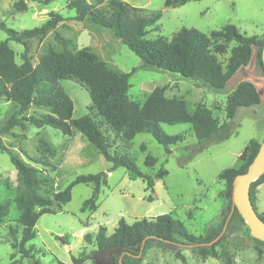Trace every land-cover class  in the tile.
<instances>
[{"label": "rangeland", "instance_id": "rangeland-1", "mask_svg": "<svg viewBox=\"0 0 264 264\" xmlns=\"http://www.w3.org/2000/svg\"><path fill=\"white\" fill-rule=\"evenodd\" d=\"M18 1L24 2L25 10L18 12L14 8ZM70 1L51 0L45 4L43 0H0V23L4 28L20 32L41 26L49 12H58L65 21L56 27L55 32L71 41L69 49L88 48L116 74L136 69L129 78L127 97L140 105L155 87L165 85V97L182 98L189 112L201 104L222 123L225 121L227 100L243 81L254 84L260 103L237 110L236 135L194 153L197 141L189 124L160 125L162 133L169 139L166 149L146 133L137 134L127 142L99 117L84 87L73 80L61 81L62 91L73 103L72 119L91 113L107 137L112 152L131 158L143 174L153 177L163 168L168 175L155 179L154 191L150 193L146 191L143 179H129L125 168L112 169L111 164L77 130H73L71 136H65L54 128H36L23 121L24 129L14 127L0 138L5 147L52 180L53 184L40 190L41 195L53 199L55 193L63 191L79 175H106V185L100 186L94 212L80 211L82 203L92 194L93 186L90 184L74 186L65 205L60 206L53 201L49 208L53 214H44L37 220L35 238L27 244L34 245L37 250L34 260L39 264H57L58 261L73 264L72 257L83 254L93 259L87 264H115L113 255L117 254V250L97 252L93 244L83 240V235L94 233L99 227H104L110 235L120 218L131 224L141 218L171 214L188 233L205 236L210 228L221 224L231 208V198L225 193V182L220 179V173L226 169L239 170L243 164L241 154L249 141L261 143L264 139V74L255 58V50H252L248 61L239 66L223 90L213 91L171 73L142 68L141 60L110 30L99 28L87 19L74 21L75 12L66 7ZM122 1L141 9L143 13L159 16L155 26L148 29V39L169 40L181 28H193L209 37L211 31L222 30L226 25H234L240 34L247 37H264V0H197L178 7L166 4V0ZM86 2L95 4L93 0ZM95 6L108 12L106 0ZM53 34L54 31H49L42 38L26 41L27 57L32 65L35 66L48 49L61 51ZM6 37V32L0 29V42ZM8 45L14 52L15 62L20 64L24 46L16 41H10ZM220 47L224 48L223 52L219 51ZM236 48L233 41L226 43L218 39L210 42V50L223 71L232 50ZM15 110L16 106L12 103L0 101V128ZM43 114H49V109L32 105L21 119L39 118ZM21 191L8 154L0 152V203L8 204V214L0 221V264H9L11 255L18 264H33L32 259L22 258L11 247L14 240L9 228L17 231L18 239L21 233V227L16 223L18 210L14 202ZM149 196L151 201L147 200ZM255 206L257 214L264 216V183L257 188ZM231 230L230 234H225L224 230L217 239V257L207 256L202 260L191 246L168 248L153 243L145 250L139 264H264V245L251 237L246 223L236 220ZM56 237H62L65 243L56 240ZM127 249L135 252L138 247ZM258 251L261 252L260 257ZM176 253L184 257V263L177 259Z\"/></svg>", "mask_w": 264, "mask_h": 264}, {"label": "trees", "instance_id": "trees-1", "mask_svg": "<svg viewBox=\"0 0 264 264\" xmlns=\"http://www.w3.org/2000/svg\"><path fill=\"white\" fill-rule=\"evenodd\" d=\"M35 1V0H34ZM48 4L51 0H43ZM100 4L104 0H93ZM108 12L101 7L90 5L86 0H71L67 4L68 10L75 12L73 18L76 22L87 19L95 26L110 30L127 49L141 60V67L158 72L174 74L180 78L195 82L198 85L213 91H221L228 81L235 75L240 65L245 64L255 50V58L264 74L261 62V51L264 46V37L256 39L240 34L234 25H226L222 30L211 31L210 36L193 29L181 28L169 40L164 38L148 39V29L155 26L159 20L157 14H146L141 9L132 7L122 0H106ZM197 0H166V4L173 7L185 5ZM14 8L21 12L25 4L18 1ZM65 19L56 11L47 14V20L39 27L20 32L4 28L6 39L0 42V101L10 102L16 106L11 117L0 128V136L8 134L14 127L24 129L23 121L29 122L36 128L51 127L65 136H71L77 130L84 139L92 144L103 159L111 164L112 169L125 168L128 178L143 179L146 191L153 193L154 180L163 179L168 171L160 168L153 176L143 174L133 160L126 155L111 151L107 137L102 133L98 122L91 113L72 119L73 103L62 91L60 82L73 80L84 87L90 97L91 106L99 117L111 129L121 134L125 141H131L135 135L146 133L151 135L164 149L168 146V137L162 133L160 125L189 124L197 141L193 148L194 153L200 152L210 144H218L237 134L238 125L235 115L240 108H250L260 103V95L250 82H240L227 100L225 121L219 123L211 112L199 104L189 112L186 102L182 98H167V87H155L140 105L127 97L129 78L136 71L116 74L106 63L88 48L78 50L69 49L71 41L55 32L56 27ZM49 31H54V41L61 51L48 49L39 62L34 66L27 57L28 46L26 41L33 38H42ZM223 40L226 43L235 42L237 48L232 50L226 69L223 71L214 53L210 50V42ZM10 41H16L24 46L20 54L21 63L14 60V52L9 47ZM220 47L219 51L223 52ZM49 109V114L39 118L28 117L21 119L30 106ZM259 142L250 140L241 154L243 164L239 170L226 169L220 173V179L225 182V193L231 198L234 178L245 173L248 166L258 152ZM0 152L9 156V161L15 169L17 180L22 188L19 196L14 200L18 210L16 223L21 227L20 238L17 231L9 228V234L14 240L11 244L15 253L22 258L32 259L33 264L37 252L34 245H27L35 238V224L44 214H53L51 209L53 201L65 205L71 198V189L78 184L92 185V194L85 200L80 208L81 212H94L97 209L96 199L100 186L106 185V175H79L63 191L55 193L53 199L40 194L42 188L49 187L52 180L44 176L42 171L25 163L13 151L5 147L0 138ZM147 164L149 161L147 160ZM264 183V174L251 183L249 196L256 211V190ZM148 201L152 197L147 198ZM39 208L40 211L35 210ZM8 214V204L0 203V221ZM264 221L263 214H258ZM229 217V218H228ZM228 223L225 234L231 233V227L236 220L242 221L238 212L231 208L228 215L218 227L210 228L205 236H194L186 230L183 224L171 214H162L152 218H141L129 224L120 218L117 226L110 235L104 227L96 232H86L83 240L94 245L97 252L109 249L117 250L113 255L115 264H139L145 250L153 243L161 247L176 248L188 245L197 250L201 259L207 256L217 257L215 250L217 238L223 231L226 220ZM56 240L65 243L62 237ZM258 244L263 242L255 240ZM137 246L133 252L128 247ZM258 256L261 252L258 251ZM177 259L182 263L184 257L176 253ZM73 264H87L93 261L89 255L72 257ZM9 264H18L11 255ZM57 264H63L57 262Z\"/></svg>", "mask_w": 264, "mask_h": 264}, {"label": "water", "instance_id": "water-1", "mask_svg": "<svg viewBox=\"0 0 264 264\" xmlns=\"http://www.w3.org/2000/svg\"><path fill=\"white\" fill-rule=\"evenodd\" d=\"M261 62L264 68V46L261 51ZM263 174L264 139L246 172L238 174L234 178L231 191V210L235 209L243 222L250 228L251 237L264 243V221L259 218L257 212L254 210L249 196L251 183ZM227 223L228 219L225 222L223 231L226 229Z\"/></svg>", "mask_w": 264, "mask_h": 264}, {"label": "crops", "instance_id": "crops-1", "mask_svg": "<svg viewBox=\"0 0 264 264\" xmlns=\"http://www.w3.org/2000/svg\"><path fill=\"white\" fill-rule=\"evenodd\" d=\"M257 191V190H256ZM129 248V247H128Z\"/></svg>", "mask_w": 264, "mask_h": 264}]
</instances>
